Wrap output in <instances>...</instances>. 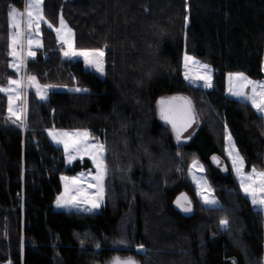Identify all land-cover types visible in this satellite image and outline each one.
Segmentation results:
<instances>
[{
	"label": "trees",
	"instance_id": "trees-1",
	"mask_svg": "<svg viewBox=\"0 0 264 264\" xmlns=\"http://www.w3.org/2000/svg\"><path fill=\"white\" fill-rule=\"evenodd\" d=\"M22 3L0 0V83L13 74L7 12ZM43 12L54 24L64 17L77 47L102 48L105 72L61 58L43 26V47L27 60L26 73L87 91L51 89L45 101L30 94L23 125L7 121L0 93V264H104L115 251L133 252L138 264H264V217L241 193L223 154L227 126L246 167L264 169V119L224 94L229 71L264 81V0H43ZM183 51L212 66L213 87L182 77ZM176 94L191 99L197 118L179 142L158 105ZM52 127L86 128L106 144L109 174L98 212L55 208L60 175L90 163L66 166L46 136ZM214 155L225 162L214 165ZM194 156L220 206L197 200L186 175ZM181 194L191 212L174 208ZM116 235L132 247L106 245L105 237Z\"/></svg>",
	"mask_w": 264,
	"mask_h": 264
},
{
	"label": "snow or ice",
	"instance_id": "snow-or-ice-1",
	"mask_svg": "<svg viewBox=\"0 0 264 264\" xmlns=\"http://www.w3.org/2000/svg\"><path fill=\"white\" fill-rule=\"evenodd\" d=\"M7 16L9 20L8 56L11 58L9 67L15 70L18 78H8L7 86H0V93L7 95L8 119L12 120L13 123L19 122L23 125L28 110L27 98L24 95L25 90L34 87L36 96L44 101L48 98V92L57 87L56 85L39 84L35 75L26 77L19 75L21 72H26L27 60L36 56V51H33V48L43 47L37 34L40 32L41 23L48 22L43 14V0H25V10L23 12L10 6ZM59 23L60 27L56 28V32L61 42L62 55L69 59L83 58L86 67L104 74V50L76 49L73 44L72 30L67 28L62 16ZM49 27H52L50 23ZM25 48H27L26 53ZM183 60L184 78L186 80L193 84L202 81L203 87H213L209 65L201 63L195 57L188 55L187 52H185ZM72 91L85 92L87 89L74 88ZM228 91L232 96L250 104L259 117L264 119V81L252 80L243 72L229 73ZM159 104L160 118L172 126L179 142L182 132L191 127L196 120L191 101L187 97L174 96L167 99L161 98ZM225 132L228 156L231 158L232 168L238 177L240 188L246 197L250 199L253 207L264 212V171L258 170L254 166L250 171H245L244 157L236 148L232 135L228 132L226 126ZM48 134L57 144H63L69 163L76 158V155L83 152L91 157L95 165V175L89 173L92 181L90 187L95 188V194L89 195L87 190L78 184L77 178H72V185L65 183L64 192L57 197V207L79 210L82 205H90V207H83L85 212H91L99 208L104 199L105 181L109 174L106 144L92 137L87 129L74 132L49 129ZM213 159L219 163L218 158L213 157ZM194 169L203 171V165L194 160L189 171L193 172ZM62 179L66 180L67 178L62 177ZM193 179L197 181L198 194L202 197L203 203L211 207L219 206V201L212 194L213 190L203 177L197 179L193 172ZM175 203L184 212L192 211L191 201L185 194H181V197H178ZM219 223L222 228H227L230 221L227 218H222ZM83 243L84 241H81V244ZM119 243L126 244L127 241L122 240ZM96 247L99 248L100 245L97 244ZM137 250L144 251L145 249L143 245H138ZM112 264H138V262L132 257H114Z\"/></svg>",
	"mask_w": 264,
	"mask_h": 264
},
{
	"label": "rangeland",
	"instance_id": "rangeland-1",
	"mask_svg": "<svg viewBox=\"0 0 264 264\" xmlns=\"http://www.w3.org/2000/svg\"><path fill=\"white\" fill-rule=\"evenodd\" d=\"M11 6H13V7L17 8L19 11L23 12V11L25 10V0H23V3H22L21 6H18V5H11ZM8 11H9V10H8ZM7 13H8V12H7ZM43 14H44V12H43ZM61 16H62L61 14L58 15L57 23L54 24V23L51 22V21L45 16V14H44V17H45V19H46V21H47L48 23H44V22H42L41 25H40V32L37 34V36H38V38L41 40L42 44H43L42 27L44 26L45 28H47V29H49L50 31H52L53 34H54V36H55V38H56V37L58 36V35H57V32H56V28H59V27H60V23H59V21H60V17H61ZM62 17H63V16H62ZM7 19H8V16H7ZM63 19H64V17H63ZM64 21H65V23H66V25H67V28H70V29L72 30L71 26L67 23V21H66L65 19H64ZM49 23L52 25V27H49ZM72 39H73L74 47H75L76 49H78V50H79V49H86V50H91V49H102V48H83V47H77V46L75 45L74 32H73V30H72ZM8 45H9V20H8V36H7V53H8V51H9V47H8ZM60 49H61V47L59 48L60 57H61V58H65V59H69V58H66V57H64V56L62 55ZM35 50H36V48H33V51H35ZM26 51H27V48H25V53H26ZM185 52H186V51H183V52H182V56H181V74H182V77H183V78H184V67H183L184 60H183V57H184ZM187 53H188V52H187ZM188 55L195 57L196 60L200 61V62L203 63V64H207V65H209V66H210V69H211V76L213 75V68H212V66H211L207 61H205V60H203V59H201V58H199V57H197V56H194V55H192L191 53H188ZM71 60H81L84 69H86V70H90V71L94 72L95 74H97V75H99V76H103V74L96 72V71L93 70L92 68L86 67V66H85V63H84V61H83V58H72ZM10 62H11V58L9 57V59H8V66H9ZM9 68L13 71V74H12L11 76H9L8 78L17 79V78H18V74L15 72V70H14L13 68H11V67H9ZM237 72H241V71H229V72H227V73L225 74V79H224V94H225L227 97H229V98H233V99H236V100L243 101V100H241V99H239V98H237V97H235V96H232V95L229 93V91H228V88H229V73H237ZM19 75H23V76L26 77V76H28V75H35V74H33V73L21 72ZM35 76H36V75H35ZM248 77H249V76H248ZM249 78L252 79V80H255V81H263L262 78H251V77H249ZM37 79H38V78H37ZM184 79H185V78H184ZM185 80H186V79H185ZM186 81H187L188 83H190L188 80H186ZM38 82H39V84H41V85H45V84H48V85H56L57 87H54V88H52V89H57V90L62 89V90H69V91H72V89H74V88H83V89H87L85 86L80 85V84H78V83H76V82L69 83V84L42 83V82H40L39 80H38ZM190 84H192V85H194V86L201 87V88H205V87L202 86V85H203V82H202V81H198V82L195 83V84H193V83H190ZM0 86H7V80H6L5 83H0ZM205 89H209V88H205ZM249 90H250V89H249ZM3 94H4V93H3ZM30 94L33 95L34 98L37 99L38 101H41V100L36 96L35 88L32 87V88H28V89H26V90H25V93H24V95H25L26 98H27V104H28V100H29L28 98H29V95H30ZM48 94H49V92H48ZM4 95L6 96V115H7V121H8L9 123H12V124H13L12 120L8 119V112H7L8 100H7V95H6V94H4ZM190 100H191V99H190ZM44 101H45V100H44ZM159 101H160V100H159ZM158 105L160 106L159 102H158ZM159 109H160V107H159ZM253 110H254V109H253ZM254 111H255V110H254ZM255 112H256V111H255ZM17 123H19V122H17ZM196 124H197V118H196ZM21 125H22V124H21ZM226 127H227V126H226ZM49 129H53V130H64V131H68V132H74V131H76V130H85L86 128H73V129H69V128H55V127H52V128H48V129H46V130H45V133H46L47 138L49 139V141H50L53 145L58 146V147L61 148V150H62V154H63L64 163H65L66 166H70V165H72V164L74 163V161H76V160H80L81 162H83V160L87 159V160L89 161V163H90L88 166H82V167H81L78 171H76L74 174H71V175L61 174V175H60L61 192H60L59 195H61V193L64 192V186H65V183H68L70 186L72 185V178H77V182H78V184H79L80 186H82L84 189H86L89 195H94V194H95V188H94V187H90L92 181H91V177H90V175H89V173H91V175H95V165H94V163H93L91 157H90L89 155H87V154H84L83 152H81L79 155H76V154L74 153V155H76V158H75L74 160H72L71 163H69L68 158H67V156H66V154H65V150H64V146H63V144H57L55 141H53V139L51 138V136H49V134H48V130H49ZM227 130H228V132H230V130L228 129V127H227ZM230 133H231V132H230ZM225 136H226V132H225V127H224V128H223V154H224V157L226 158V160L228 161V164H229V166H230V169H231V171H232V174H233V176H234V178H235V180H236V182H237V184H238V186H239V189H240L241 193L246 197V195L242 192V190H241V188H240V184H239L238 177L236 176V173H235V171H234L233 168H232V161H231V158L228 156V152H227V143H226V140H225ZM232 138H233V137H232ZM233 140H234V139H233ZM98 141H99V140H98ZM99 142H101V141H99ZM102 143H103V142H102ZM235 145H236V144H235ZM236 148H237V147H236ZM237 149H238V148H237ZM240 154H241V153H240ZM241 156H242V155H241ZM217 157L219 158V163H218V164H214V165H216V166H220V165L223 164V162H225V160H224L223 155H222V156H221V155H217ZM194 160H195V161H198L200 165H203V171H200L199 169H194V170H193V172L195 173L197 179L203 177V179L207 182V184H208V185L211 187V189L213 190V188H212V186H211V184H210V182H209V179H208V177H207V174H206V172H205V166H204V164H203V162H202V160H201L200 157H198V156H194V157L190 160V162H189V164H188V166H187L186 175H187L188 179L190 180L191 184L193 185V187L195 188V196H196L197 200H198L202 205L207 206V205H205V204L203 203L202 197L198 194L197 181L193 179V172H190V171H189V169H190L191 166H192V162H193ZM251 169H252V167H250V168L245 167V171H250ZM256 169L261 170V171H264V169H259V168H256ZM62 177L67 178V179H66V180H65V179H62ZM212 194H213L214 198H215L217 201H219V206H220V204H221V203H220V200L218 199V197L215 195L214 192H213ZM59 195H58V196H59ZM246 198H247V200L249 201L251 207H252L253 209L257 210V209L254 208L253 205L251 204L250 199H249L248 197H246ZM103 201H104V199H103ZM190 201H191V200H190ZM102 203H103V202H102ZM102 203H101V205H102ZM101 205H100V207H101ZM83 207H90V205H82V206H81V209L78 210V209H74V208L57 207V205H56V201H55V208H56V209H59V210H74V211H78V212H85V211H83ZM100 207L94 209V210L91 211V212H92V213L98 212V211L100 210ZM207 207H211V206H207ZM215 207H217V206H215ZM258 211H259V210H258ZM259 212H261V211H259ZM261 214H262L263 217H264V212H261ZM236 227H237V226H236ZM236 230H237L236 228H233V229H232L233 232H235ZM263 234H264V222H263ZM104 240H105L106 245H109V246H111V247H116V248H119V247H128V248H129V247H132V245L129 244L128 241H127L126 244H121V243H119V242L122 241V240H123V241H126V240H125V239H122L121 237H118L117 235H116V236H112V237H111V236H110V237H105ZM113 255H117V256H119V257H121V258H124V257H133L135 260H137V261L139 260V259H138V256L135 255L133 252H130V251H127V252L115 251L113 254H110L108 257H106V259H105V261H104V264H106V263L109 261L110 257H112ZM263 263H264V254H263ZM2 264H11L10 259H7V260L3 261Z\"/></svg>",
	"mask_w": 264,
	"mask_h": 264
},
{
	"label": "water",
	"instance_id": "water-1",
	"mask_svg": "<svg viewBox=\"0 0 264 264\" xmlns=\"http://www.w3.org/2000/svg\"><path fill=\"white\" fill-rule=\"evenodd\" d=\"M174 96H182V97H187L189 100H190V98L187 96V95H179V94H176V95H172V96H169V97H167V98H170V97H174ZM167 98H165V99H167ZM191 101V100H190ZM165 122V121H164ZM167 124V123H166ZM171 129H172V126L170 125V124H167ZM197 126V124H196V120H195V123H193V125L191 126V127H189L186 131H184V132H182V134H181V138H185V137H189L191 134H192V132H193V130L195 129V127ZM172 131H173V129H172ZM173 133L175 134V132L173 131ZM176 135V134H175ZM213 157H216V158H218L216 155H214V156H212V158H211V160H212V163L213 164H218L217 163V161L216 160H214L213 159ZM218 160H219V158H218ZM179 197H181V196H179ZM178 198V197H177ZM177 198L173 201V204H174V208L175 209H177V205H176V200H177ZM188 198V197H187ZM189 199V198H188ZM114 257H119V256H117V255H113L112 257H110V259H109V261L106 263V264H112V260H113V258ZM124 258H127V257H124ZM133 258V257H132ZM137 261V260H136Z\"/></svg>",
	"mask_w": 264,
	"mask_h": 264
},
{
	"label": "built area",
	"instance_id": "built-area-1",
	"mask_svg": "<svg viewBox=\"0 0 264 264\" xmlns=\"http://www.w3.org/2000/svg\"><path fill=\"white\" fill-rule=\"evenodd\" d=\"M54 43H55L56 46L61 47V42H60L59 37L55 38Z\"/></svg>",
	"mask_w": 264,
	"mask_h": 264
}]
</instances>
